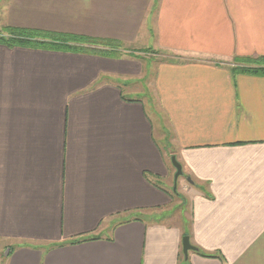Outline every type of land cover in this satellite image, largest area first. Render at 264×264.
Wrapping results in <instances>:
<instances>
[{
	"label": "crops",
	"instance_id": "obj_1",
	"mask_svg": "<svg viewBox=\"0 0 264 264\" xmlns=\"http://www.w3.org/2000/svg\"><path fill=\"white\" fill-rule=\"evenodd\" d=\"M0 24L134 52L0 44V264H264V76L225 64L264 57V0H7Z\"/></svg>",
	"mask_w": 264,
	"mask_h": 264
},
{
	"label": "trees",
	"instance_id": "obj_2",
	"mask_svg": "<svg viewBox=\"0 0 264 264\" xmlns=\"http://www.w3.org/2000/svg\"><path fill=\"white\" fill-rule=\"evenodd\" d=\"M5 31L8 35L6 37L0 36V44H5L9 47H31L82 54L120 56L117 49L120 44L111 40L13 27H5ZM239 61L247 62V66L253 67L234 68L232 70L234 74L244 73L253 76H264V57L242 58L239 59ZM254 65H257L258 67H255ZM88 240H92V238L77 239L69 242V244H76ZM193 251L197 252L196 249Z\"/></svg>",
	"mask_w": 264,
	"mask_h": 264
},
{
	"label": "rangeland",
	"instance_id": "obj_3",
	"mask_svg": "<svg viewBox=\"0 0 264 264\" xmlns=\"http://www.w3.org/2000/svg\"><path fill=\"white\" fill-rule=\"evenodd\" d=\"M7 2V0H0V17L2 16V9L3 7L5 6V3ZM8 34L7 32L5 31V27H3L1 24H0V36H3V37H6ZM145 46V45H144ZM142 47L140 46L141 48H146V47ZM148 48V47H147ZM118 51H119V55H133L134 52L131 51L130 49H126L124 48L123 45L120 44L119 48H117ZM126 50H128L127 52H125ZM138 52V51H137ZM146 52V53H145ZM144 54H145V57H147V59L151 62H154V60H159V61H170L172 60V58H174L175 56L172 55L171 53H166V52H158V51H155V50H151V51H145ZM247 62H241L239 61V59H234L233 61H228L227 64L229 67H230V70L232 71L234 68H241V67H253V66H247L246 65ZM219 64V63H217ZM255 67H258L257 65H254ZM264 66V64H263ZM233 73V72H232ZM234 74V73H233ZM236 75L237 74H244V73H235ZM171 165H172V162H171ZM174 175V173H173ZM184 176L182 175L180 177V180L183 178ZM164 186H166L164 183H163ZM182 253H183V250H182ZM184 255V254H183Z\"/></svg>",
	"mask_w": 264,
	"mask_h": 264
},
{
	"label": "water",
	"instance_id": "obj_4",
	"mask_svg": "<svg viewBox=\"0 0 264 264\" xmlns=\"http://www.w3.org/2000/svg\"><path fill=\"white\" fill-rule=\"evenodd\" d=\"M171 162H172L173 167L175 168L176 173L174 177H175V180H177V178L182 175L181 167L176 162L174 157L171 158ZM182 250H183V254L185 257L187 256L188 251L194 250V248L190 245L187 237H183L182 239Z\"/></svg>",
	"mask_w": 264,
	"mask_h": 264
}]
</instances>
